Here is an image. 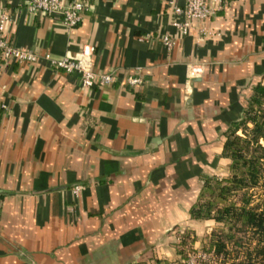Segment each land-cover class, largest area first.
Listing matches in <instances>:
<instances>
[{
    "label": "crops",
    "instance_id": "obj_1",
    "mask_svg": "<svg viewBox=\"0 0 264 264\" xmlns=\"http://www.w3.org/2000/svg\"><path fill=\"white\" fill-rule=\"evenodd\" d=\"M24 1L0 0L6 41L39 56L0 53V264H182L213 225L188 209L228 174L225 131L264 82V0H222L184 35L167 0H86L72 26ZM80 50L115 79L42 58Z\"/></svg>",
    "mask_w": 264,
    "mask_h": 264
},
{
    "label": "trees",
    "instance_id": "obj_2",
    "mask_svg": "<svg viewBox=\"0 0 264 264\" xmlns=\"http://www.w3.org/2000/svg\"><path fill=\"white\" fill-rule=\"evenodd\" d=\"M221 153L229 159L228 174L206 177L188 209L192 218L213 220L201 246L211 258L199 264H264V82L252 85ZM186 242L184 235L179 244Z\"/></svg>",
    "mask_w": 264,
    "mask_h": 264
},
{
    "label": "built area",
    "instance_id": "obj_3",
    "mask_svg": "<svg viewBox=\"0 0 264 264\" xmlns=\"http://www.w3.org/2000/svg\"><path fill=\"white\" fill-rule=\"evenodd\" d=\"M222 0H167L166 4L171 9V25L179 34H186L189 29H194L197 33L206 34L211 30L203 23L194 25L193 20L204 21L220 7ZM24 7L31 12H40L45 16L57 14L62 23L66 26L75 25L81 18V13L88 7L86 0H25ZM8 19L6 12L0 13V53L4 58H12L20 62H33L39 56L28 48H19L9 44L3 36L4 23ZM161 41L165 47H170L173 43V37L164 33ZM90 48V47H89ZM83 51H77L74 56L63 55L53 57L48 53H43L42 58L58 69L66 72H77L80 77L81 85L90 86L93 83L99 85L108 84L115 79V73L112 71H95L89 63L81 56ZM127 83L133 84L139 82L138 77L128 76ZM4 104L0 102V109ZM79 185H74L72 191L76 194ZM211 253L209 251H195L187 255L183 260L184 264H199L201 261L209 260ZM182 263V264H183ZM180 264V263H174Z\"/></svg>",
    "mask_w": 264,
    "mask_h": 264
},
{
    "label": "rangeland",
    "instance_id": "obj_4",
    "mask_svg": "<svg viewBox=\"0 0 264 264\" xmlns=\"http://www.w3.org/2000/svg\"><path fill=\"white\" fill-rule=\"evenodd\" d=\"M193 251H206V252H207L206 249L200 247V248H198V249L191 248V249L189 250V254H190V253H193ZM208 259H209V258H208ZM206 260H207V259H206Z\"/></svg>",
    "mask_w": 264,
    "mask_h": 264
}]
</instances>
